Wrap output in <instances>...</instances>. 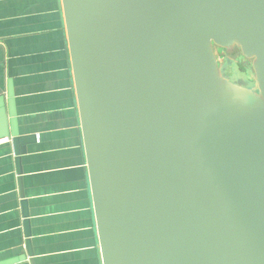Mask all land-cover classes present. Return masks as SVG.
<instances>
[{
    "label": "water",
    "instance_id": "obj_1",
    "mask_svg": "<svg viewBox=\"0 0 264 264\" xmlns=\"http://www.w3.org/2000/svg\"><path fill=\"white\" fill-rule=\"evenodd\" d=\"M61 3L102 264H264V0Z\"/></svg>",
    "mask_w": 264,
    "mask_h": 264
},
{
    "label": "crops",
    "instance_id": "obj_2",
    "mask_svg": "<svg viewBox=\"0 0 264 264\" xmlns=\"http://www.w3.org/2000/svg\"><path fill=\"white\" fill-rule=\"evenodd\" d=\"M29 238L35 264H102L61 0H0V264Z\"/></svg>",
    "mask_w": 264,
    "mask_h": 264
},
{
    "label": "rangeland",
    "instance_id": "obj_3",
    "mask_svg": "<svg viewBox=\"0 0 264 264\" xmlns=\"http://www.w3.org/2000/svg\"><path fill=\"white\" fill-rule=\"evenodd\" d=\"M212 49L214 56L218 59L217 67L224 80L238 88H246L254 93L258 91L253 58L244 56L237 44L229 48L213 44Z\"/></svg>",
    "mask_w": 264,
    "mask_h": 264
},
{
    "label": "built area",
    "instance_id": "obj_4",
    "mask_svg": "<svg viewBox=\"0 0 264 264\" xmlns=\"http://www.w3.org/2000/svg\"><path fill=\"white\" fill-rule=\"evenodd\" d=\"M17 176V175H16Z\"/></svg>",
    "mask_w": 264,
    "mask_h": 264
}]
</instances>
